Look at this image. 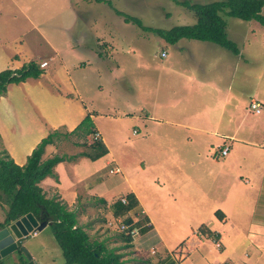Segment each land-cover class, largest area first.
<instances>
[{"label":"crops","instance_id":"0c3cea01","mask_svg":"<svg viewBox=\"0 0 264 264\" xmlns=\"http://www.w3.org/2000/svg\"><path fill=\"white\" fill-rule=\"evenodd\" d=\"M9 1L13 4L8 9L10 14L19 11L31 24L20 3ZM229 18L232 23L229 25L225 21L226 38L233 43L237 41L239 47H236V54L223 48L232 57L226 51H214L212 56L218 57L213 64L216 70L206 71L200 65L194 71L188 70L182 64L186 57L179 56L167 61L164 66L166 86L159 89V96H153L151 89L142 84L131 101L127 99L128 95L121 96L118 105L106 101L104 109L115 111L120 117L131 118L130 133L134 139L127 144L117 140V129L112 124L107 130L102 129L103 135L95 126L94 119L100 115L91 100L88 107L84 104L87 81L82 76L80 78L82 72H79L84 70L83 63L79 64L80 69L68 67L67 62L57 55L67 78L66 81L60 76L55 79L58 98H67L71 93L73 96L69 99L78 100L82 105L70 109L74 124L67 131L88 115L92 131L98 132L99 140L106 149L100 157L105 158V165H109L107 172L117 168L118 172L109 173L118 177L101 184L97 181V173L95 181H84L90 172L74 168L78 158H84L81 155L72 161L67 185L64 186L62 177L55 173V178L46 176L38 186L44 194L50 191L51 196H56L68 210L77 214V225L81 229L87 226L88 238L90 233H95L90 240L114 243L109 247L104 243V246L119 254L125 264H264V33L258 23L260 27L255 23L244 27L237 21L240 19ZM108 28L112 31L108 26L105 29ZM228 30L232 36H229ZM103 32L105 37L101 38L117 49L112 37ZM180 40L183 43L181 49L189 46L187 40L203 43L198 45L200 47L211 46L206 43L214 44L187 38ZM178 41L171 45L177 47ZM161 52L164 56L160 55ZM118 53L114 55L119 57ZM3 55L9 63H18L20 59L17 52L8 54L4 48ZM167 56L168 50L161 47L158 58L165 59ZM94 57L100 60L99 54ZM229 58L233 61L222 66ZM47 60L52 61L53 57L49 56ZM251 60H255V70L246 68ZM118 61L120 64L116 70L123 73L124 83L117 82L124 84L121 86L123 91H132V86L125 87V83L131 80L128 76L124 79L123 60ZM40 62L46 63L43 68L47 66L44 59ZM238 66H243L240 72L243 80L247 78L250 84L253 82L249 88L230 85V74L236 72ZM5 67L8 68V64ZM101 68L108 70L105 73L111 78H116L110 69L103 65ZM96 75L98 78L100 73L96 72ZM34 79L27 77L14 84L23 85ZM10 88L7 83L5 92L0 95V111L4 113V118L7 117L3 111L4 99ZM251 99L261 103L259 112L249 109ZM51 109L60 113L63 108L58 105ZM4 123L7 124V121ZM53 123L52 127L64 126L63 122L54 119ZM45 135L33 136L31 147ZM50 145L44 146L42 159L48 155ZM224 146L228 147L226 154L215 158L213 151ZM31 147L24 150L25 156L30 153ZM7 155L17 165L25 162H20L22 155L19 153ZM45 196L51 197L48 194ZM118 197L129 198L132 202L121 214L115 213L117 206L123 205ZM90 203L95 212L89 211ZM99 214L103 227L104 221L114 217L122 221L124 218L130 221L141 218L144 222L141 226L144 225L146 230L130 237L128 243L120 236V240L102 236L95 232L97 227L93 223ZM31 233L35 234V231ZM123 249L131 250V255L124 256L129 251L122 252ZM16 257L17 253L13 252L0 258L1 264H21Z\"/></svg>","mask_w":264,"mask_h":264},{"label":"rangeland","instance_id":"374dc122","mask_svg":"<svg viewBox=\"0 0 264 264\" xmlns=\"http://www.w3.org/2000/svg\"><path fill=\"white\" fill-rule=\"evenodd\" d=\"M14 1L20 3L21 9L30 18L33 26L28 21H25L24 16L19 11L17 13L15 11L13 15L10 14L8 9L13 4L9 0H0V61L2 66L0 70L10 69L14 72V70H20L21 67H25L23 65L27 63H32L38 67V63L42 59L47 62V66L45 68H38V76L34 77L35 79L30 82L23 85H16L14 82L8 83V86L11 88L9 94L4 99L5 107L3 108L7 117L4 118V113L2 114L0 111V153L2 151L6 154L19 153L22 155L20 162H24L28 156V154L25 156L24 150H27L29 146L31 147L33 136L53 133L54 136L50 143L52 145H50L49 152L46 153L48 155L45 158L57 155L60 158L62 157V160L54 165L52 175H49V178H55V173L60 175L64 186L69 182L70 168L74 163L72 161L81 156V152H91L87 146L81 145L82 138L86 136L90 137L91 133L85 136L80 131H72L74 128L69 130V132L67 131L74 124V120L70 115V109L73 106L82 107V105L78 100L69 99L73 96L71 93L67 98L64 97V99H60L57 96L55 79H57V76H60L65 81L67 80L63 69H61L58 60L59 56L67 62L66 65L68 67L75 66L80 69L82 67H79V64L83 63L84 70L79 72H82L80 78L82 76L87 81L84 87L86 95L84 97V104L88 107L90 105L89 100H91L97 114L100 115L94 119V122L101 135H103L102 129L107 130L108 125L112 124L117 129V140L127 144L134 139V136H131L130 133L132 128L131 118L120 117L115 111L104 109L107 107L106 101L118 105V102L121 101V96L126 95H128L127 99L131 101L132 95L139 93L138 91L142 84L144 87L151 89L150 92H152L153 96H159V89L166 86L164 82L166 76L163 72L167 61L182 56L186 57L184 63H182L184 68L194 71L200 65L206 71L212 72L216 70L213 64L216 63V59L218 58L217 56H212V54L216 50L220 53L226 51L210 43L206 44L211 46L200 47L198 45L203 43L194 40H187L186 43L189 46L181 49L183 45L182 39H179L176 44L177 47H174L170 43H163V39L151 30L141 29L131 22L125 23L123 17L114 12V10H117L130 17H136L145 27L163 30L175 25L193 23L194 17L192 12L172 0H106L108 3L104 1L95 2L94 0ZM185 1L207 3L214 0ZM260 12L264 13V5ZM77 13H79V16ZM220 16L229 25L232 23L228 16L223 14H220ZM237 21L243 23L244 27L248 23L258 25L255 21ZM106 26L110 27L112 31L109 28L105 29ZM103 30L116 42V44L114 42V47L117 46V49H113L110 46L111 42H106L104 41L105 38L104 40L101 38L105 37ZM260 30L264 33V28H260ZM228 34L232 36L229 30ZM234 43L236 47H239L237 41ZM161 47H165L168 50V56L165 59L158 58V51ZM3 48L8 54L17 52V56L20 58L17 61L18 63L14 61L11 62L12 64L9 63L4 58ZM115 52H119V57L114 55ZM226 52L229 57H232L228 51ZM97 54L100 55V60L95 59L94 55L96 56ZM49 56L53 57L52 61L47 60ZM237 58L239 57L237 56ZM248 58L250 57L248 56ZM232 59H227L222 66L230 64L233 61ZM118 60H123V68L124 72H126L124 79L128 76L132 82V84L130 81L125 83V87L132 86V91L126 92L121 88L124 85L121 84L124 83V80L123 73H118L119 71L116 70V67L120 64ZM251 61L252 63L249 66L246 64V68L255 70V60ZM236 62L241 63V61ZM6 64H8V68L5 67ZM102 65L110 69L116 78H111L109 74L105 73L108 70H102ZM242 67L238 66L241 69L238 70L236 68V72L230 74V85L233 87L249 88L250 85H253V82L250 84V80L247 78L243 80L240 75ZM96 72L100 73L98 78ZM16 75H19V72ZM118 80L121 83L117 82ZM19 86L23 88L19 89ZM58 105L63 108L60 113L57 110L53 111L51 109ZM61 113H64L63 117ZM53 119L63 122L64 126L52 127L54 125ZM4 121H7V124ZM90 129H93V125L90 126ZM93 132L95 131L93 130ZM87 140L88 138L86 142ZM38 142L36 141L30 150ZM83 157L78 158L74 168L80 169L81 172H90L84 181H95L97 173V181L101 184L117 179V174L114 175L107 172L109 165L104 164L105 158L97 157L94 160H90L86 156ZM68 169L69 171H67ZM45 194L49 196L53 195L50 191L45 192ZM51 197L57 198L56 196ZM7 208V204H4L2 199H0L1 221L4 219L2 213ZM88 209L90 212H95L93 204L89 205ZM75 215L77 217L76 213ZM106 222L104 221V227L100 224V214L93 220L94 225L97 227L95 231L97 234L106 235L108 238H119L120 234L133 237L129 234L118 232L113 226L110 228L106 225ZM126 224L129 225L128 229L132 228L129 223ZM82 230L85 233H89L87 226H83ZM94 235L95 233H90V239ZM96 238L99 237L96 235ZM91 241L93 245L105 243L107 247L114 244L105 240L104 243L103 241ZM21 243L36 264H63L61 251L55 244L48 225H45L39 231H35V234L29 233L22 239ZM115 245L118 246L119 243L116 242ZM121 251L127 252L129 250L123 249ZM130 255L131 250L124 256ZM17 256V262L22 261L19 259L20 256L24 259V255L21 252H18Z\"/></svg>","mask_w":264,"mask_h":264},{"label":"trees","instance_id":"16d2710c","mask_svg":"<svg viewBox=\"0 0 264 264\" xmlns=\"http://www.w3.org/2000/svg\"><path fill=\"white\" fill-rule=\"evenodd\" d=\"M94 1L108 3L106 0ZM172 1L191 11L194 22L175 25L163 30L145 27L136 17H130L120 11L113 10L123 17L124 22H131L141 29L151 30L167 43L173 44L180 38L208 41L233 54L237 53V48L233 42L226 38L225 20L220 14L243 21L254 20L264 28V13L260 12L264 0H214L207 3H191L185 0ZM23 66L25 67L14 70V72L10 69L0 70V95L5 92L7 83H18L27 77L38 76L39 66L36 67L32 63ZM18 72L19 75H16ZM11 73L12 75H10ZM90 126L89 116L86 115L72 131H81L84 135L90 134L93 132ZM53 136V133H48L41 138L22 165L15 164L4 151L0 153V199L8 207L2 213L4 219L0 221V228L6 222L13 221L26 213H31L38 221L49 222L48 226L54 242L61 251L63 264H125L120 259V255L114 253L113 249H107L104 244L93 245L87 234L77 225L75 213L68 210L66 204L60 199L46 197L38 186L40 180L52 175L54 165L62 160V157L57 155L41 158L44 146L51 143ZM86 138L83 137L81 145L87 146L91 152H81L82 156L94 160L106 153V149L100 140L86 143ZM126 200L127 203L122 205L123 207L117 206L115 213L121 214L130 207L131 200L129 198ZM123 221L129 223L130 227H136L140 233L146 230L144 225L141 226L144 223L141 218L135 221L124 218ZM119 236L125 243L130 241L128 235L120 234ZM19 259L22 260L21 264H24L25 261L21 256Z\"/></svg>","mask_w":264,"mask_h":264},{"label":"water","instance_id":"95a60500","mask_svg":"<svg viewBox=\"0 0 264 264\" xmlns=\"http://www.w3.org/2000/svg\"><path fill=\"white\" fill-rule=\"evenodd\" d=\"M47 224L49 222L38 221L31 213L4 223L0 228V258L13 252H21L24 255V264H36L22 246L21 241L27 234L39 231Z\"/></svg>","mask_w":264,"mask_h":264},{"label":"built area","instance_id":"2783aa9c","mask_svg":"<svg viewBox=\"0 0 264 264\" xmlns=\"http://www.w3.org/2000/svg\"><path fill=\"white\" fill-rule=\"evenodd\" d=\"M160 55L164 56V52H161ZM45 64H46L45 62H40L38 64V66H39V68H43ZM248 107L250 110L257 113L261 109V103L256 99H251L249 101ZM95 140H99V135L96 131L92 132L91 136L87 140V143H89L91 141H95ZM227 148H228L227 146H224L223 148H221L219 150L213 151L212 154L215 158L221 157V156L226 154ZM109 172L116 173V172H118V169L113 168V169H110ZM118 200L123 205H125L127 202L125 197H121ZM106 225L109 226L110 228L113 226V228H115L118 232H122L124 234H129L130 236H134L137 233L136 231L138 230L136 227H132L131 229H128L129 225L126 224L124 221L119 220L118 218H111V219L107 220ZM215 245L218 246V243H215ZM151 253H153L152 250H151Z\"/></svg>","mask_w":264,"mask_h":264},{"label":"clouds","instance_id":"9594fccd","mask_svg":"<svg viewBox=\"0 0 264 264\" xmlns=\"http://www.w3.org/2000/svg\"><path fill=\"white\" fill-rule=\"evenodd\" d=\"M137 233H138V231H137Z\"/></svg>","mask_w":264,"mask_h":264}]
</instances>
